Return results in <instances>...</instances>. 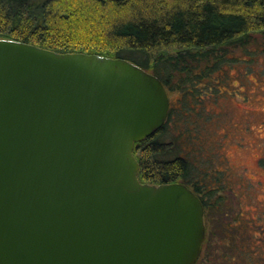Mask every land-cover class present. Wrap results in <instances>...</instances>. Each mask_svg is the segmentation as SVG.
<instances>
[{
  "label": "water",
  "instance_id": "1",
  "mask_svg": "<svg viewBox=\"0 0 264 264\" xmlns=\"http://www.w3.org/2000/svg\"><path fill=\"white\" fill-rule=\"evenodd\" d=\"M170 108L130 60L0 38V264H196L203 200L139 179Z\"/></svg>",
  "mask_w": 264,
  "mask_h": 264
},
{
  "label": "trees",
  "instance_id": "2",
  "mask_svg": "<svg viewBox=\"0 0 264 264\" xmlns=\"http://www.w3.org/2000/svg\"><path fill=\"white\" fill-rule=\"evenodd\" d=\"M258 35L264 0H0V38L124 58L159 77L170 103L182 93L164 127L134 149L140 181L183 182L203 200L207 234L196 264H264V218L243 220L234 189L207 167L208 118L203 103L188 102L232 49Z\"/></svg>",
  "mask_w": 264,
  "mask_h": 264
},
{
  "label": "rangeland",
  "instance_id": "3",
  "mask_svg": "<svg viewBox=\"0 0 264 264\" xmlns=\"http://www.w3.org/2000/svg\"><path fill=\"white\" fill-rule=\"evenodd\" d=\"M263 38L256 36L248 49H232L221 69L198 83L188 101L195 107L203 103L208 118V146L202 155L207 167L234 189L242 219L250 224L264 218ZM182 96L173 92V106Z\"/></svg>",
  "mask_w": 264,
  "mask_h": 264
}]
</instances>
